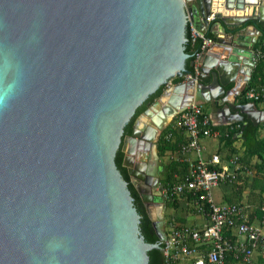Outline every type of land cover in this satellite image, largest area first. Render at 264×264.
Returning a JSON list of instances; mask_svg holds the SVG:
<instances>
[{
	"label": "water",
	"instance_id": "95a60500",
	"mask_svg": "<svg viewBox=\"0 0 264 264\" xmlns=\"http://www.w3.org/2000/svg\"><path fill=\"white\" fill-rule=\"evenodd\" d=\"M214 10L232 35L219 45L254 62L251 46L233 38L241 23L264 21V0H0V264H149L160 244L141 233L119 147L163 242L164 186L134 169L141 146L155 147L141 128L194 100L210 105L218 126L264 121L255 102L236 103L247 84L237 69L250 71L217 43L198 73L186 67L187 24L207 33ZM174 77L185 80L167 86Z\"/></svg>",
	"mask_w": 264,
	"mask_h": 264
},
{
	"label": "built area",
	"instance_id": "2783aa9c",
	"mask_svg": "<svg viewBox=\"0 0 264 264\" xmlns=\"http://www.w3.org/2000/svg\"><path fill=\"white\" fill-rule=\"evenodd\" d=\"M216 17L217 13L211 12L207 20L211 22ZM189 24L192 36L202 39L201 51L195 59V71L198 73L199 60L217 42L215 38L197 30L191 21ZM255 53L256 62L264 58V51L257 50ZM192 76L188 75L185 79ZM174 84L173 78L167 86ZM241 96L251 102L263 100L264 83L246 85ZM169 124L175 127L179 125L185 130L188 137L181 149L193 152L195 157L184 158L186 171L174 184H163L162 195L167 201H173L181 195L191 197L194 208L206 216L207 222L202 227L183 225L172 226L167 230L162 247L165 264H254V253L264 248V233L255 223L257 212L264 214V195L262 202H215L212 189L223 183L238 181L241 178L238 170L243 166L239 165L237 154L231 157L219 152L204 155L202 139H221L228 135V129L213 128L215 124L206 103L197 100L179 110ZM173 137V131L166 134L168 139Z\"/></svg>",
	"mask_w": 264,
	"mask_h": 264
},
{
	"label": "trees",
	"instance_id": "16d2710c",
	"mask_svg": "<svg viewBox=\"0 0 264 264\" xmlns=\"http://www.w3.org/2000/svg\"><path fill=\"white\" fill-rule=\"evenodd\" d=\"M245 24H255L258 26L263 33L258 40V42L254 45L255 49L264 51V27L256 20L251 19L247 21ZM206 35L213 37L216 39L215 35L209 30L207 31ZM186 37L187 41L185 43V51L190 55V57L186 61V67L194 72L195 67L191 65V61L196 59V55L198 52L201 51V44L202 39L199 37L194 38L191 32L190 24H187L186 28ZM184 78L182 77H174L175 83H179L183 81ZM264 83V58H260L258 63L255 67V70L252 74L251 81L249 85L255 86L258 84ZM165 86H161L155 93L150 95L135 111V114L130 119V122L125 126L124 135L131 134L134 122L136 118L143 112L145 109L152 104L163 92ZM255 101L258 105L259 103L263 102ZM242 103H247V100L242 98ZM213 128L218 129H228V135H224L220 140L223 142L224 147L229 150L231 153L238 152V149L235 147L234 143L240 139L242 140V145L244 147V154L239 158L241 164H245L248 167H251L255 170V174L258 175L264 172V137H260L261 129H264V122H260L259 124H254V122L248 118H245L244 121L238 123H232L224 126L213 125ZM169 131H173L170 126H168L162 137L159 139L157 144L159 155L162 157L166 154L167 151H180L182 145L185 142H182V138L179 137L178 139H168L166 138V134ZM174 133V131H173ZM125 153L122 150V145L117 150L115 161L116 164L121 171L123 177L128 181L129 188L131 190V194L134 197V205L136 206L139 214L141 215L140 221V230L143 234L145 240L150 243H159L160 248H153L149 253V264H165L164 253L161 249L164 243L159 240V237L154 229V226L149 219L148 214L140 208L141 198L136 191V188L132 184L130 180V175L127 172V168L124 166ZM256 157L258 160L255 163H252V159ZM163 172H162V183L164 185H172L176 181H178V176L182 175L184 171L187 169V163L185 161H180L178 159H171L168 164H163ZM242 191L237 195V198L233 199V202H241ZM231 199V200H232ZM176 200V199H174ZM173 200V201H174ZM170 201H168L169 203ZM174 207L177 206L176 202L173 203ZM258 216H264L262 212H257Z\"/></svg>",
	"mask_w": 264,
	"mask_h": 264
},
{
	"label": "crops",
	"instance_id": "0c3cea01",
	"mask_svg": "<svg viewBox=\"0 0 264 264\" xmlns=\"http://www.w3.org/2000/svg\"><path fill=\"white\" fill-rule=\"evenodd\" d=\"M220 10H214L215 13H220ZM247 13V10L246 12ZM254 20H256L258 22V24L260 23L263 27H264V21L259 20L258 18H252ZM247 21L241 23V28H243V34H241V38H239L238 36L233 38V41H236V44L239 45H250L251 48L253 49V51H257V49H255L254 45L258 42V40L260 39L261 35V30L258 26H256L255 24H245ZM211 29L210 31L215 35L216 37V42L217 45L215 46L216 51H221L223 52V54H228L230 53L232 56L236 57L237 60L239 61L237 68H244L248 71H250V74H242L239 72V70L237 69V75H242L245 82H247V84L249 85L250 81H251V77L252 74L255 70V67L258 63V61L256 62L254 60V62L252 60H248V55H246L245 53H237L236 51H229V50H224L222 48V46L219 45V40H224V41H231L232 40V35L229 32H226V23L222 20L221 17H216V19H214L213 21H211ZM255 26V30L248 28L249 26ZM246 28L248 30H246ZM209 31V30H208ZM223 50V51H222ZM224 55L221 56L222 59H224ZM248 56V57H247ZM247 59L246 63H243V60ZM242 96L241 94L237 97L236 99V103H242L241 102ZM247 102H251V101H247ZM259 108L264 110V101L258 104ZM208 113L210 115V106L208 107ZM171 121V120H170ZM170 127H172L173 125L169 124ZM174 128V139H178L179 137L182 138V142L187 141V133L185 132L184 129H182V127H180L179 125H177L176 127L173 126ZM260 137H264V129H261L260 131ZM211 139H216L214 137H204L202 139V144L204 147V155L205 156H210L213 153L219 152L221 155H229V157H231L233 154H237L239 156V158L244 154V147L242 145V140L238 139L234 145L235 147L238 149V152L236 153H231L229 150H227L224 147L223 142H221L220 139H216L218 140L216 143V146H212L211 145ZM179 151V150H178ZM156 149L154 150V153H156ZM169 152V151H167ZM166 152V154H168ZM157 155V153H156ZM177 159L180 161H184V158H194L195 155L193 152H187V151H183L182 149L178 152L177 154ZM156 158H159L158 155ZM258 159L256 157H254L252 159V163H255ZM160 161H162V159H160ZM170 162V161H169ZM163 163V162H162ZM165 164V163H163ZM168 164V163H166ZM239 165L243 166L242 169H239L238 172H241V178H239L238 181L236 182H232V183H223L220 184L219 186L221 188H224V191L222 192V194H219L217 203H222V202H233V199L237 198L238 193L240 192V190L242 191V196H241V200L240 201H253L255 200V202H262L263 200V195H264V172L260 173L258 175L255 174V176L252 173L255 172V170H253L251 167H248L245 164H241L239 161ZM234 166V169H236V166ZM181 176V175H180ZM254 176V177H253ZM257 176L260 178V181L256 182L257 180ZM179 177V176H178ZM255 179L254 182L255 185L257 186V188L255 189V191L261 193L259 196H257L254 199H250V196L248 197L249 199L246 198V194L244 195V193H246V190H244L245 186H241L242 184L246 183L247 185H249L250 183V179ZM253 182H251V184L249 186H252ZM252 191V189H251ZM249 191V192H251ZM249 194V193H247ZM213 195V194H212ZM234 197V198H233ZM233 198V199H232ZM246 198V199H245ZM213 199L215 200L214 196ZM232 199V200H231ZM176 202L177 206L174 207L173 203ZM216 202V201H215ZM165 226L164 228H170L172 226H183V225H190V226H196V227H202L206 224L207 222V218L205 215L198 213L196 211V209L194 208L193 204H192V199L191 197L187 196V195H181L180 197L176 198V200L174 201H170L168 203V208L166 210V219H165ZM255 223L257 225H259L263 231V226H264V216H258V218L255 220ZM264 233V232H263ZM254 264H264V248H260L259 250H257L254 253Z\"/></svg>",
	"mask_w": 264,
	"mask_h": 264
},
{
	"label": "flooded vegetation",
	"instance_id": "af4514ba",
	"mask_svg": "<svg viewBox=\"0 0 264 264\" xmlns=\"http://www.w3.org/2000/svg\"><path fill=\"white\" fill-rule=\"evenodd\" d=\"M155 102V101H154ZM154 102L152 103V104H154ZM152 104H150L146 109H148ZM145 109V110H146ZM145 111H143L142 113H144ZM141 113V114H142ZM140 114V115H141ZM140 115L136 118V120H135V122H134V127H133V130H132V132L134 131V128H135V123H136V121L138 120V118L140 117ZM174 117V116H173ZM172 117V118H173ZM171 118V119H172ZM170 119V120H171ZM170 120H168L166 117H164L163 115H161V116H159V119H158V121L157 122H154V123H152V125L151 126H147V125H145L144 127V129H142L141 128V130H143V133L146 135V136H148V138L150 139V141H152V139H153V141L155 142V147L153 146V144L151 143V144H148V146L146 145H142L141 147H142V150H139V153H140V155H138L137 157H135V161H134V169L137 171V173L139 174V175H141V174H143V172H144V170L147 168L148 169V171H150L151 172V174H153L154 176H158L159 178H160V182H161V184H163L162 183V172H163V170H164V168H163V163H162V161H160V159H162V157L159 155V152H158V148H157V144H158V142H159V139L162 137V135H163V133H164V131H165V129L167 128V124H169V122H170ZM130 122V121H129ZM128 122V123H129ZM127 123V124H128ZM126 124V125H127ZM125 125V126H126ZM124 129H125V127H124ZM132 132H131V134H132ZM127 135H129V134H127ZM123 136H126V135H123ZM156 149V153H157V155H158V157L159 158H156L157 157V155H156V153H154V150ZM126 167V166H125ZM127 168V167H126ZM127 172H128V168H127ZM128 174H129V172H128ZM138 175V176H139ZM140 177V178H139ZM139 177H135V179H137V180H143L144 181V178H142V176H139ZM130 180H131V182H132V184H133V181H132V177L130 176ZM145 182V181H144ZM134 185V184H133ZM135 187V186H134ZM137 191V190H136ZM137 193L139 194V196H140V198H141V203H140V208H142L147 214H148V212H147V208H146V203L143 201V199H142V197H141V194L137 191ZM168 208V207H167ZM156 214H157V216H158V218H157V221H159L160 222V224L161 223H163L164 224V221H165V219H166V212H164V213H161V214H159L157 211H156ZM159 215H163V220L162 219H160L159 217ZM149 216V215H148ZM149 219L151 220V222H152V224H153V222H154V220H152L151 218H150V216H149ZM154 226V225H153ZM155 229V228H154Z\"/></svg>",
	"mask_w": 264,
	"mask_h": 264
},
{
	"label": "rangeland",
	"instance_id": "374dc122",
	"mask_svg": "<svg viewBox=\"0 0 264 264\" xmlns=\"http://www.w3.org/2000/svg\"><path fill=\"white\" fill-rule=\"evenodd\" d=\"M246 85H248V84H246ZM241 94V93H240ZM210 105L209 104H206V107H207V110H208V107H209ZM264 122V121H263ZM169 126V124H167V127ZM217 141L218 140H216V139H211V145L212 146H216V143H217ZM178 152L179 151H169V152H167L168 154H165V155H163L162 156V162L163 163H169V161H171V159H177L178 157H177V154H178ZM251 174H253L254 176H255V172H253L252 171V173ZM253 176V177H254ZM254 178L253 179H250L249 181H250V183H249V185L251 184V182H253V185L252 186H249V185H247L246 183H244V184H242L241 186H245L244 187V190H246V193H244V195L246 194L247 196H246V198L247 199H249L248 197L250 196V199H254V198H256L257 196H259L260 194H262V192L261 193H259L258 191L256 192L255 191V189L257 188V186L255 185V183L256 182H258V181H260V178L257 176V180H256V182H254ZM251 189H252V191H251ZM258 189V188H257ZM224 191V188H221L220 186H217V187H214L213 189H212V194H213V196H214V198H215V201L217 202V201H219L218 200V197H219V194H222V192ZM249 191H251V192H249ZM247 193H249V194H247ZM249 195V196H248ZM254 197V198H253ZM245 198V199H246ZM254 202H255V200H253ZM253 201H245V202H253ZM166 224V222L164 223V225ZM171 228V227H170ZM170 228H164V230H165V233H166V231L167 230H169ZM263 232H264V226H263Z\"/></svg>",
	"mask_w": 264,
	"mask_h": 264
}]
</instances>
